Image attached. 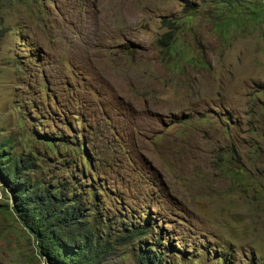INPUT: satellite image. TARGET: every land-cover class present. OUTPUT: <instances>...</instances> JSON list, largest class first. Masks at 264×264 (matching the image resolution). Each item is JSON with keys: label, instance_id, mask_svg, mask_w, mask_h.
Here are the masks:
<instances>
[{"label": "rangeland", "instance_id": "1", "mask_svg": "<svg viewBox=\"0 0 264 264\" xmlns=\"http://www.w3.org/2000/svg\"><path fill=\"white\" fill-rule=\"evenodd\" d=\"M213 1L0 0V143L75 187L101 264H264V12ZM14 205L0 175V264H47Z\"/></svg>", "mask_w": 264, "mask_h": 264}, {"label": "trees", "instance_id": "2", "mask_svg": "<svg viewBox=\"0 0 264 264\" xmlns=\"http://www.w3.org/2000/svg\"><path fill=\"white\" fill-rule=\"evenodd\" d=\"M217 7L240 9L251 0H214ZM253 8L264 12V0H253ZM222 20H228L224 17ZM224 21V22H225ZM171 28L175 22L167 23ZM175 39V38H174ZM159 45L170 51L175 40L172 35L161 37ZM50 144V143H48ZM7 147L0 143V175L10 190L14 201V213L27 233L36 243L38 255L47 264H101L107 252L106 243L100 242L97 226L84 223L82 211L86 203L72 185L51 190L40 182H31L28 177L29 166L22 157L6 153ZM10 150V149H9ZM11 151V150H10ZM28 162V161H27ZM68 190H71L67 193ZM144 231L123 228L119 241L128 242L148 234ZM109 238L108 234H103ZM106 236V237H105ZM137 264H162V255L151 249L137 247Z\"/></svg>", "mask_w": 264, "mask_h": 264}]
</instances>
